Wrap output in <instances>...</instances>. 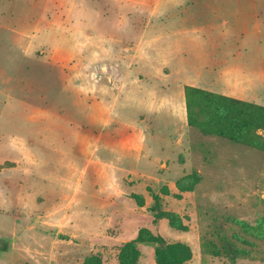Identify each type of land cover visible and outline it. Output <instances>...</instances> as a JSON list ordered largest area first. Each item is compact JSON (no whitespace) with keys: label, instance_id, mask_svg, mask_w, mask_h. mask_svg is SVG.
<instances>
[{"label":"rangeland","instance_id":"rangeland-1","mask_svg":"<svg viewBox=\"0 0 264 264\" xmlns=\"http://www.w3.org/2000/svg\"><path fill=\"white\" fill-rule=\"evenodd\" d=\"M201 1L229 3L228 15L214 24V37L221 35L225 43L229 37L231 48L251 49L245 58L258 67L245 73L251 83L227 88L235 95L230 97L264 106V0H0V238L10 241L0 264H82L94 255L101 264H120L124 243L108 244L109 237L152 226V193L164 195L160 190L167 188L138 176L127 165L131 162L145 174L155 169L169 179L179 177L176 197L191 191L183 216L199 238L196 264L263 263L264 151L181 123L178 105L185 104V85L135 90L159 102L146 127L157 134L151 149L142 151L137 135L136 117L143 113L120 106L113 136L103 138L99 151L85 150L95 143L106 113L94 100L87 104L88 96L102 97L99 90L82 92V65L92 70L87 83H94L102 59L84 46L80 50L86 34L91 42L136 41L145 21L157 20L163 7L170 15L185 14ZM126 85L120 83V91ZM158 156L166 162L155 168ZM92 162L100 168L97 175ZM139 190L152 198L149 207L131 218L113 214L115 203L137 207L133 195L141 197ZM69 202L75 208L66 213ZM99 202L103 209L97 214L91 206Z\"/></svg>","mask_w":264,"mask_h":264},{"label":"crops","instance_id":"crops-1","mask_svg":"<svg viewBox=\"0 0 264 264\" xmlns=\"http://www.w3.org/2000/svg\"><path fill=\"white\" fill-rule=\"evenodd\" d=\"M175 4V8L177 9L179 5H177L178 3ZM225 9H227V12H225ZM151 13L153 16L154 11ZM228 13V2H219L215 6L213 2L201 1L200 5L194 6V10L188 11L185 14L182 11H178L173 15L168 14L166 6L159 11L160 15L157 20L153 21L154 19L150 16L145 21L140 36L136 41L129 42L124 41V39L110 37L108 40L111 42L108 41V43H102L103 41L97 40L91 42V40H88L90 35L86 34L85 39L82 40L84 42L81 41L80 43V50L84 46L85 49H88L97 57L95 59L98 60L100 57L102 59L99 62V70L97 71L94 83H87L91 78L90 73L92 70L87 67L88 65H82L81 71L85 74L82 92L89 94L91 87L99 90L102 93V97H98V95L94 98H89L88 96V98L86 97L87 104L94 100L98 107L106 110V113L99 132L95 135V143H89L88 148L85 150H88V152L99 151L103 144V138L106 135L113 136L112 134H114L115 130L112 128V120H115L120 113V106H125L133 114L143 113L142 117H136L138 118L136 124L139 129L137 135L142 144V151L145 148L151 149V145H153L157 134L153 130L147 131L146 127L151 125L149 122L153 120V116L160 109L159 102L157 103V98L152 99L145 95H136L135 90L140 89V87L145 91L151 84L157 87L190 85L206 88L227 96H235L227 90V88L235 86L231 84L251 83L246 78L247 75L245 73L257 71L258 67H251L252 64H248L245 57L252 50L246 47H243L242 50L231 48L229 37L226 43L224 42V37L221 40V35L214 37V24H216L221 15H228ZM222 22H225V20ZM183 35L189 37L184 40L182 38ZM223 36H225V32H223ZM258 42L261 43V41ZM262 62L263 60L260 57V64ZM261 66L259 69L262 72ZM142 72L143 76L140 74ZM120 83L127 84L125 92L120 91ZM164 109L168 111L172 108L170 106L169 108L164 107ZM184 109L185 104L183 101H180L178 110L180 112V119L182 120L181 123L187 125V119L183 113L185 112ZM108 123H110L109 126H107ZM164 138L167 139L168 137L164 136ZM86 157L87 154H85ZM165 160L158 156L154 160L155 168L165 164ZM89 164L85 160L81 170L84 174L87 173ZM92 164L90 166H94L93 168L96 169L95 174L97 175L100 168L95 163L92 162ZM127 165H132L136 169L134 172L138 176L148 178L149 180L156 179L158 180L157 185H167L168 194L160 195L162 210L179 214L183 220V224L186 226L185 230L176 229L169 224L166 218L162 217L154 222L153 217L151 220L152 226L146 225L143 228L150 230L154 234H159L167 244L182 243L188 246L191 257L184 261L183 264H196L200 259L199 238L194 233L191 221H188L183 216L189 211L187 201L191 191H182L181 195L176 197L174 196L177 192L175 182L179 177L169 179L163 176V170L156 172L157 170L155 169L151 170L152 174H145L144 170L139 169V163L135 164L131 162L127 163ZM167 168L168 165L164 169ZM139 194L142 195L140 196L144 200L143 205H137V207L128 205L125 207L115 203L112 208L113 214L121 218H131L136 215L139 208H143V206L149 207L152 203L150 195H146L140 190ZM74 208V204L69 202L63 209L67 213L68 210ZM83 208L85 210L90 209L85 206ZM91 209L95 210L94 213L99 214L100 210L103 209L101 202L95 203L91 206ZM139 229L137 227L134 231L120 230L109 237L108 244L119 245L134 240L137 237ZM138 250L139 256L136 264H157L154 246L139 243ZM104 256L106 255L104 254Z\"/></svg>","mask_w":264,"mask_h":264},{"label":"trees","instance_id":"trees-1","mask_svg":"<svg viewBox=\"0 0 264 264\" xmlns=\"http://www.w3.org/2000/svg\"><path fill=\"white\" fill-rule=\"evenodd\" d=\"M184 99L187 124L190 128H196L203 134L219 136L231 142L264 151L263 105L190 85L184 86ZM160 193L168 194V189L162 187ZM133 197L138 205H143L139 195H133ZM152 198L151 211L154 222L164 217L172 227L186 229L177 213L161 209V197L158 193H152ZM139 243L154 246L157 264H183L191 257L188 246L182 243L167 244L159 234L140 228L134 240L125 242L121 246L118 252L120 264H136ZM224 245L229 257L234 260V251L226 238H224ZM9 247L10 241L0 238V252L8 250ZM175 249H178L176 254ZM125 254L128 256L124 257ZM82 264H101V261L94 255L87 257Z\"/></svg>","mask_w":264,"mask_h":264}]
</instances>
